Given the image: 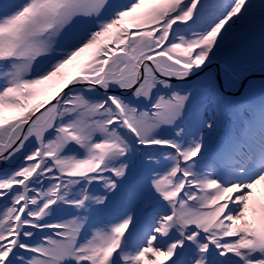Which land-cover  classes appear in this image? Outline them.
<instances>
[{"label": "snow or ice", "instance_id": "obj_1", "mask_svg": "<svg viewBox=\"0 0 264 264\" xmlns=\"http://www.w3.org/2000/svg\"><path fill=\"white\" fill-rule=\"evenodd\" d=\"M257 27L264 0H0V264H264V99L214 139L242 79L189 81Z\"/></svg>", "mask_w": 264, "mask_h": 264}, {"label": "rangeland", "instance_id": "obj_2", "mask_svg": "<svg viewBox=\"0 0 264 264\" xmlns=\"http://www.w3.org/2000/svg\"><path fill=\"white\" fill-rule=\"evenodd\" d=\"M262 47H264V36L261 35L260 29L257 27L256 31L251 35L242 34L238 36L230 44L225 57L211 64H217L220 66L219 68H209V70H207L209 73H207L206 69L210 66H206L204 70L199 73V75L201 73L203 74L193 81L199 80L206 83L210 78L215 80L213 75L215 74L216 76V74L219 73L222 80L225 82L226 69L228 75L234 74L240 79L243 78L242 84L249 75H264V71L260 70V62L262 58H264V56H262ZM251 82L253 83V87L249 88L247 92H245L244 88L238 97H229L228 100L212 101L210 107L219 124V129L217 133L214 134V139L224 135L230 125L233 127L239 125V116L237 113L238 103L258 104L261 99H264V89L261 88L264 79H252ZM237 92H235V94ZM3 167L6 166L0 165V168Z\"/></svg>", "mask_w": 264, "mask_h": 264}, {"label": "water", "instance_id": "obj_3", "mask_svg": "<svg viewBox=\"0 0 264 264\" xmlns=\"http://www.w3.org/2000/svg\"><path fill=\"white\" fill-rule=\"evenodd\" d=\"M209 68H213V67H211V66L208 67L206 69V71L209 70ZM216 68H219V67H216ZM202 74L203 73H201L198 77H200ZM198 77L197 76L190 77L189 78V81L191 82V81L195 80ZM216 77H217V82L218 83H220V84H223L224 83L223 80H222V77H221V75L219 73L216 74ZM252 79H264V75H249L245 79L244 83L241 85L240 91H238L236 94L235 93H228V92H226L225 95H227L230 98L238 97L241 94V92L244 90L245 86H247V84L249 83V81H251Z\"/></svg>", "mask_w": 264, "mask_h": 264}, {"label": "flooded vegetation", "instance_id": "obj_4", "mask_svg": "<svg viewBox=\"0 0 264 264\" xmlns=\"http://www.w3.org/2000/svg\"><path fill=\"white\" fill-rule=\"evenodd\" d=\"M211 67H220L219 65L215 64V65H210ZM207 72V71H206ZM209 73V71L207 72ZM213 75V74H212ZM213 78H215V81H217V77L215 76V74L213 75ZM224 82V81H223Z\"/></svg>", "mask_w": 264, "mask_h": 264}, {"label": "bare ground", "instance_id": "obj_5", "mask_svg": "<svg viewBox=\"0 0 264 264\" xmlns=\"http://www.w3.org/2000/svg\"><path fill=\"white\" fill-rule=\"evenodd\" d=\"M243 79V78H242ZM243 81V80H242Z\"/></svg>", "mask_w": 264, "mask_h": 264}]
</instances>
